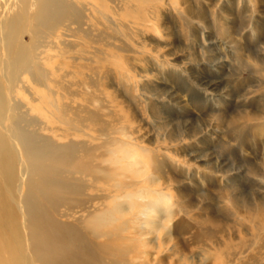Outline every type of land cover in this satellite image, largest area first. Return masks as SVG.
<instances>
[{
    "label": "rangeland",
    "instance_id": "1",
    "mask_svg": "<svg viewBox=\"0 0 264 264\" xmlns=\"http://www.w3.org/2000/svg\"><path fill=\"white\" fill-rule=\"evenodd\" d=\"M60 1L70 17L36 36L32 78L5 122L90 153L98 174L66 173L79 192L56 206L58 219L98 253L108 237L86 232L87 214L147 186L127 177L130 190L116 187L120 155L109 177L108 151L128 141L155 153L181 210L143 232L145 245L140 221L112 232V259L264 264V0ZM132 130L136 141L123 134Z\"/></svg>",
    "mask_w": 264,
    "mask_h": 264
},
{
    "label": "bare ground",
    "instance_id": "2",
    "mask_svg": "<svg viewBox=\"0 0 264 264\" xmlns=\"http://www.w3.org/2000/svg\"><path fill=\"white\" fill-rule=\"evenodd\" d=\"M66 7L60 0H0V264H119L112 259V232L120 234L132 222L140 221L147 231L139 232L137 242L145 245L143 232L163 229L146 223L151 210L148 185L134 193L126 191L115 198L114 223L110 227L96 231L86 227L105 209L87 214L86 232L108 237L97 246V254L92 252V245L82 238L84 233L58 219L55 213L58 204L74 199L79 192V185L66 173L78 170L98 174L88 160L90 153L79 154L72 144L37 140L18 126L5 124L10 123L16 108L18 83L24 75L32 76L36 36L50 32L59 21L68 19L70 11ZM24 33L29 35V42L23 40ZM123 144L130 146L109 150L106 161L112 178V156H121L118 172H113L121 180L116 179L115 184L130 190L135 184L133 180L127 183V177H142L144 181L146 165L143 167V162L131 155L134 144L128 141ZM154 171L160 172L157 162ZM142 180L139 181L143 183ZM168 196L171 197L169 193ZM118 249L122 256L123 247L119 245ZM104 256L108 261L102 260Z\"/></svg>",
    "mask_w": 264,
    "mask_h": 264
},
{
    "label": "clouds",
    "instance_id": "3",
    "mask_svg": "<svg viewBox=\"0 0 264 264\" xmlns=\"http://www.w3.org/2000/svg\"><path fill=\"white\" fill-rule=\"evenodd\" d=\"M249 115V114H248ZM251 116V115H249ZM239 118V117H237ZM249 125V124H247ZM246 125V126H247ZM245 127V126H244ZM243 128V127H242ZM255 131L261 136H264V133L260 132L255 128ZM128 139L136 141L139 138L135 136L134 130H132L131 136H128L127 133H123ZM154 152H148L145 149L135 147L132 150V156L138 161H142L146 165V174H144V181L147 183L148 188L147 192L149 194L151 202V210L149 215L146 217V223L150 226H155L160 220L167 217L168 215H173L177 211L181 210L180 206L176 203L177 199L175 193L172 191L171 197L168 196L166 192V183L160 178V176L154 171ZM105 164L108 161H104ZM160 184V188H154L153 185ZM170 200V203L167 201ZM117 200L114 199L111 204L105 208L104 211L98 213L87 225L86 227L90 228L93 231L103 230L107 227H110L114 223L113 209L116 205Z\"/></svg>",
    "mask_w": 264,
    "mask_h": 264
}]
</instances>
